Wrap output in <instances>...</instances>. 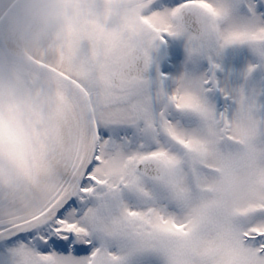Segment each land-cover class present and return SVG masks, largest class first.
<instances>
[{
	"label": "snow or ice",
	"instance_id": "6c2138e0",
	"mask_svg": "<svg viewBox=\"0 0 264 264\" xmlns=\"http://www.w3.org/2000/svg\"><path fill=\"white\" fill-rule=\"evenodd\" d=\"M0 5V264H264V0Z\"/></svg>",
	"mask_w": 264,
	"mask_h": 264
},
{
	"label": "clouds",
	"instance_id": "9594fccd",
	"mask_svg": "<svg viewBox=\"0 0 264 264\" xmlns=\"http://www.w3.org/2000/svg\"><path fill=\"white\" fill-rule=\"evenodd\" d=\"M5 2L6 0H0V5H3ZM12 2L18 5V7L13 9L9 15L11 24L13 27H17V28L23 27V25L21 24V20L25 13V9H24L25 0H12ZM0 11H2V8H0Z\"/></svg>",
	"mask_w": 264,
	"mask_h": 264
}]
</instances>
